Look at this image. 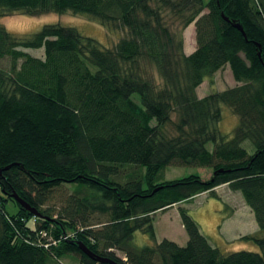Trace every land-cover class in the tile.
<instances>
[{"label": "trees", "instance_id": "trees-1", "mask_svg": "<svg viewBox=\"0 0 264 264\" xmlns=\"http://www.w3.org/2000/svg\"><path fill=\"white\" fill-rule=\"evenodd\" d=\"M65 13L125 36L104 49L71 27L44 25L20 39L0 25V264H59L65 255L99 264L78 244L118 264H264V0H0V18ZM191 24L195 50L186 55ZM226 66L238 85L198 98ZM221 106L238 119L230 139L217 130ZM169 167L211 176L164 182ZM222 185L252 212L258 234L239 241L259 253H221L182 207L185 246L155 242V214L215 197ZM61 188L71 195L54 212L46 205ZM136 232L154 244L135 247Z\"/></svg>", "mask_w": 264, "mask_h": 264}, {"label": "rangeland", "instance_id": "rangeland-1", "mask_svg": "<svg viewBox=\"0 0 264 264\" xmlns=\"http://www.w3.org/2000/svg\"><path fill=\"white\" fill-rule=\"evenodd\" d=\"M0 25L3 26L8 33L20 39L30 37L32 34L38 32L44 25L71 27L82 36L93 39L104 49H111L119 39L125 36L123 30L105 28L89 17L70 13L61 15L48 14L35 18L15 14L0 18ZM182 37L183 51L184 49L186 52L191 51V49L195 47L193 24L189 25L187 29L182 32ZM29 53L33 56L40 54L38 51H31ZM6 65L7 61H0V67L6 68ZM154 77H157L155 73ZM237 85L238 84L233 80L229 68L226 66L216 72L212 77L205 79L197 88L196 93L198 97H205L211 93L221 92ZM237 123V117L231 114L227 107L221 106V120L217 125V130L230 139ZM168 131L169 135L175 134L170 127ZM241 147L245 149L248 154H252L254 151L252 145L248 141L243 142ZM207 149L211 150L212 145H207ZM191 174H197L203 180H206L211 176V171L208 169L189 167H169L162 173L161 180L164 182L172 181ZM68 189L61 188L55 190L46 207L54 212L63 209L66 199L71 195V188ZM214 194L215 197L218 196V198L211 197L209 194L202 195L185 205L188 215L198 225L202 235L205 236L209 242L216 245V248L223 254L236 252L259 253V249L252 243L242 242L239 241V239L235 242H229V240L233 238L231 237V239H229L231 233L240 232V221L246 223V208L242 203L243 201L240 200L241 195L238 192L237 194L231 193V191L229 192V189L227 190L226 188H218L217 192ZM8 206L12 207V203H9ZM96 221L102 222L103 219L101 217H96L94 218V222ZM100 226L101 224L97 225V227ZM245 226L248 227L246 232H252V229H254L253 223L248 225L245 224ZM153 228L156 243L166 239L175 242L180 247H184L187 242V235L181 226L178 213L175 211L159 212L155 214L153 218ZM242 229H244L243 225ZM259 237H263V235H259ZM132 244L137 248H142L144 246H151L154 242L150 241L148 236L136 232L133 235ZM115 254L117 257L123 258L122 254L117 252ZM59 264H78V260L74 256L65 255L59 260Z\"/></svg>", "mask_w": 264, "mask_h": 264}, {"label": "crops", "instance_id": "crops-1", "mask_svg": "<svg viewBox=\"0 0 264 264\" xmlns=\"http://www.w3.org/2000/svg\"><path fill=\"white\" fill-rule=\"evenodd\" d=\"M186 29H187V28H186ZM194 50H195V47H193V48L191 49V51H189V52H186L185 49H184V53H185L186 55H189V54H191ZM37 56L40 57V54L37 55ZM199 98H202V97H199ZM218 188H226V189L228 190V188H227L226 185H222V186H219V187L215 188V189L213 190L214 193L217 192ZM229 192H230V191H229ZM231 193L237 194V192H231ZM202 195H207V193H203V194H201V195H199V196H202ZM216 195H217V194H216ZM197 197H198V196H197ZM197 197H196V198H197ZM239 197H240V196H239ZM196 198H194V199H196ZM215 198H218V196L215 197ZM194 199H193V200H194ZM193 200H191V201H193ZM240 200H242L241 197H240ZM191 201H189V202H191ZM242 201H243V200H242ZM189 202H187V203H189ZM187 203H183V204H180V205H178V206H173L172 208L166 210L165 212H167V211H175V212H177V208H179V207L185 208V205H186ZM242 203H243L244 207L246 208V212H245V215H246V223H244L243 221H240V223H239V224H241L240 232H239V233H234V234L231 233L229 239H231V237H233V238H232L231 240H229V242H232V241L235 242V241H236L237 239H239V237H241V236H246V235H257V234H258V227H257V225H256V223H255V221H254V217H253V215H252V212L250 211V209H249L248 207L245 206L244 202H242ZM177 213H178V212H177ZM250 223H253L254 229H252V232H246V231L248 230V227H246L245 224L248 225V224H250ZM242 225H243V228H244V229H242ZM253 226H252V227H253ZM243 231H244V232H243ZM172 242H173V241H172ZM174 243H175V242H174ZM209 243H210L211 246L216 247V245L212 244L211 242H209Z\"/></svg>", "mask_w": 264, "mask_h": 264}, {"label": "water", "instance_id": "water-1", "mask_svg": "<svg viewBox=\"0 0 264 264\" xmlns=\"http://www.w3.org/2000/svg\"><path fill=\"white\" fill-rule=\"evenodd\" d=\"M225 21H227V19L225 18ZM234 28H236L240 33H242V35H244L243 33V29L240 25L238 24H234L233 26ZM8 167L4 168L3 170H6ZM218 172H221V170L217 171L214 173V175H216ZM12 199L25 211L29 212L30 214H32L33 216H38V213L33 210L32 208H30L28 206L27 203H25L22 199H20L18 196L16 195H12ZM78 248L80 249V251L86 255L88 258L94 260L95 262L99 263V264H118L110 259H105V258H101L96 256L95 254H93L91 251H89L84 245L82 244H78L77 245Z\"/></svg>", "mask_w": 264, "mask_h": 264}, {"label": "bare ground", "instance_id": "bare-ground-1", "mask_svg": "<svg viewBox=\"0 0 264 264\" xmlns=\"http://www.w3.org/2000/svg\"><path fill=\"white\" fill-rule=\"evenodd\" d=\"M198 96V95H197ZM199 98V97H198Z\"/></svg>", "mask_w": 264, "mask_h": 264}]
</instances>
